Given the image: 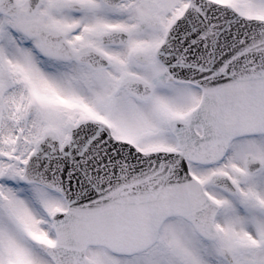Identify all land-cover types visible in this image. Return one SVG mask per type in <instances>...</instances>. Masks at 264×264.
Listing matches in <instances>:
<instances>
[{"label": "snow or ice", "instance_id": "1", "mask_svg": "<svg viewBox=\"0 0 264 264\" xmlns=\"http://www.w3.org/2000/svg\"><path fill=\"white\" fill-rule=\"evenodd\" d=\"M0 264H264V0H0Z\"/></svg>", "mask_w": 264, "mask_h": 264}]
</instances>
